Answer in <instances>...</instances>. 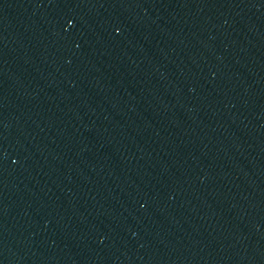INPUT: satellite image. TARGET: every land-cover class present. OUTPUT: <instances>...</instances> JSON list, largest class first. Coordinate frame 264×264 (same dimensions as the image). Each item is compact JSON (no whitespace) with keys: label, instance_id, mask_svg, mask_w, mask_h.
<instances>
[{"label":"water","instance_id":"obj_1","mask_svg":"<svg viewBox=\"0 0 264 264\" xmlns=\"http://www.w3.org/2000/svg\"><path fill=\"white\" fill-rule=\"evenodd\" d=\"M0 264H264V94L177 0H0Z\"/></svg>","mask_w":264,"mask_h":264}]
</instances>
